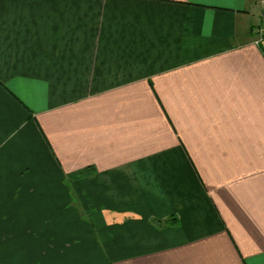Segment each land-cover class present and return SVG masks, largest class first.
<instances>
[{"label": "crops", "instance_id": "crops-1", "mask_svg": "<svg viewBox=\"0 0 264 264\" xmlns=\"http://www.w3.org/2000/svg\"><path fill=\"white\" fill-rule=\"evenodd\" d=\"M264 0H0V264H264Z\"/></svg>", "mask_w": 264, "mask_h": 264}, {"label": "trees", "instance_id": "trees-1", "mask_svg": "<svg viewBox=\"0 0 264 264\" xmlns=\"http://www.w3.org/2000/svg\"><path fill=\"white\" fill-rule=\"evenodd\" d=\"M262 7L264 8V1H262ZM263 8H262V13H261V24L259 27L256 28V43H262L264 42V18H263Z\"/></svg>", "mask_w": 264, "mask_h": 264}, {"label": "rangeland", "instance_id": "rangeland-1", "mask_svg": "<svg viewBox=\"0 0 264 264\" xmlns=\"http://www.w3.org/2000/svg\"><path fill=\"white\" fill-rule=\"evenodd\" d=\"M37 260H38V262H39L40 264H43L45 261H46V262L48 261V259H44V258L37 259ZM53 264H60V260L53 259Z\"/></svg>", "mask_w": 264, "mask_h": 264}, {"label": "built area", "instance_id": "built-area-1", "mask_svg": "<svg viewBox=\"0 0 264 264\" xmlns=\"http://www.w3.org/2000/svg\"><path fill=\"white\" fill-rule=\"evenodd\" d=\"M263 11H264V8H263ZM263 18H264V12H263Z\"/></svg>", "mask_w": 264, "mask_h": 264}]
</instances>
